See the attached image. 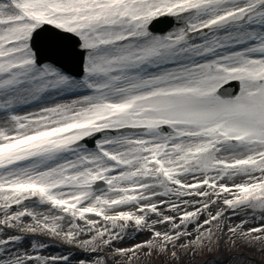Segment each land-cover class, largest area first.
Wrapping results in <instances>:
<instances>
[{
  "label": "snow or ice",
  "instance_id": "6c2138e0",
  "mask_svg": "<svg viewBox=\"0 0 264 264\" xmlns=\"http://www.w3.org/2000/svg\"><path fill=\"white\" fill-rule=\"evenodd\" d=\"M0 264H264V0H0Z\"/></svg>",
  "mask_w": 264,
  "mask_h": 264
},
{
  "label": "rangeland",
  "instance_id": "374dc122",
  "mask_svg": "<svg viewBox=\"0 0 264 264\" xmlns=\"http://www.w3.org/2000/svg\"><path fill=\"white\" fill-rule=\"evenodd\" d=\"M55 251H57L56 248H50V249H49L47 252H45L44 254H45V255H48V254H54Z\"/></svg>",
  "mask_w": 264,
  "mask_h": 264
}]
</instances>
